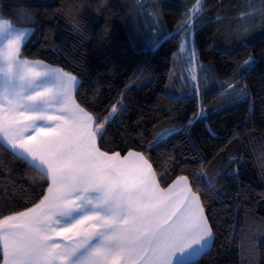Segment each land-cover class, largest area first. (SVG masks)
I'll use <instances>...</instances> for the list:
<instances>
[{
  "label": "trees",
  "instance_id": "16d2710c",
  "mask_svg": "<svg viewBox=\"0 0 264 264\" xmlns=\"http://www.w3.org/2000/svg\"><path fill=\"white\" fill-rule=\"evenodd\" d=\"M21 2L35 10V23L21 21ZM63 6L64 0H0V13L19 27L34 29L22 50L25 57L79 78L76 99L88 111L103 117L123 101L121 113L106 126L104 150L126 155L152 144L154 133L173 124L185 126L199 97L186 79L189 65L176 55L181 40L176 30L193 0H111L100 16L85 11L82 31L65 23ZM253 19H264L261 0H206L195 45L200 64L214 73L201 84L208 116L189 133H177L148 151L162 187L181 174L200 187L215 238L198 264H264V28L243 41L232 38L238 25ZM249 55L256 59L250 70L241 67ZM233 78L237 89L249 90L250 100L236 102L232 95L221 102L223 82ZM231 156L242 159L230 162ZM201 167L213 178L211 188L197 176ZM237 167L239 183L230 174ZM0 176L14 181L0 183V218L38 202L46 184L3 147Z\"/></svg>",
  "mask_w": 264,
  "mask_h": 264
},
{
  "label": "snow or ice",
  "instance_id": "6c2138e0",
  "mask_svg": "<svg viewBox=\"0 0 264 264\" xmlns=\"http://www.w3.org/2000/svg\"><path fill=\"white\" fill-rule=\"evenodd\" d=\"M204 10V0H193L177 25L179 52L187 54L189 65L186 79L199 97L197 111L184 127L173 124L154 133L152 144L187 134L208 116L197 82L205 83L214 73L200 64L194 40ZM261 28L264 19H253L238 25L232 38L243 41ZM32 31L0 18V147L40 173L46 184L38 202L0 218V264H198L215 238L199 185L181 174L162 187L148 154L152 144L126 155L104 150L106 126L123 101L103 117L81 106L76 75L25 57L22 48ZM255 63L249 55L241 67L250 70ZM235 83V78L223 82L221 102L232 95L236 102L250 100L249 90ZM230 174L239 183L238 167ZM197 176L212 187L213 178L203 167ZM5 179L14 183L7 176H0V183Z\"/></svg>",
  "mask_w": 264,
  "mask_h": 264
},
{
  "label": "clouds",
  "instance_id": "9594fccd",
  "mask_svg": "<svg viewBox=\"0 0 264 264\" xmlns=\"http://www.w3.org/2000/svg\"><path fill=\"white\" fill-rule=\"evenodd\" d=\"M111 0H64L62 15L65 23L75 31H82V20L80 19L85 11H91L94 15L100 16L109 7ZM18 15L21 21L32 24L36 20V12L24 5L18 8ZM85 39H90L86 36Z\"/></svg>",
  "mask_w": 264,
  "mask_h": 264
},
{
  "label": "rangeland",
  "instance_id": "374dc122",
  "mask_svg": "<svg viewBox=\"0 0 264 264\" xmlns=\"http://www.w3.org/2000/svg\"><path fill=\"white\" fill-rule=\"evenodd\" d=\"M206 4V0H204V5ZM192 7V6H191ZM188 11V10H187ZM0 18H5V17H3L2 16V14L0 13ZM8 19V18H7ZM12 22V21H11ZM13 23V25L14 26H16L17 28H25V27H19V26H17L16 24H14V22H12ZM27 28H31V27H27ZM31 29H33V28H31ZM177 32H178V30H176ZM33 32H34V29H33V31H32V33L29 35V37L27 38V40L25 41V44H26V42L29 40V38L32 36V34H33ZM194 40H195V37H194ZM24 44V45H25ZM196 46V45H195ZM22 50H23V48H22ZM176 55L179 57V58H182L183 56L184 57H186L187 58V54L186 53H180V52H177L176 53ZM30 60H37V59H30ZM45 63H47V62H45ZM48 64V63H47ZM50 65H52V64H50ZM52 66H56V65H52ZM187 72H189V69H187L186 70ZM75 75V74H74ZM197 75H198V77H200L201 76V73L199 72V70H198V72H197ZM78 78V77H77ZM79 78H78V83H79ZM78 83H77V86H78ZM198 86L200 87V92H202L201 90H202V86H201V84L202 83H199V80H198ZM78 102V101H77ZM79 103V102H78ZM80 104V103H79ZM82 106V105H81ZM121 113V112H120ZM120 113H118V114H120ZM117 114V115H118ZM255 225V224H254ZM212 244H213V242H212Z\"/></svg>",
  "mask_w": 264,
  "mask_h": 264
},
{
  "label": "crops",
  "instance_id": "0c3cea01",
  "mask_svg": "<svg viewBox=\"0 0 264 264\" xmlns=\"http://www.w3.org/2000/svg\"><path fill=\"white\" fill-rule=\"evenodd\" d=\"M182 61H183V63H182V65L184 66L185 64L186 65H188V60H187V58L186 57H182ZM79 84V83H78Z\"/></svg>",
  "mask_w": 264,
  "mask_h": 264
}]
</instances>
